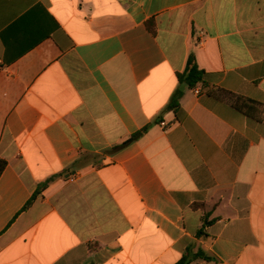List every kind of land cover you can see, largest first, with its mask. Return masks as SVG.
I'll return each mask as SVG.
<instances>
[{"label":"crops","instance_id":"0c3cea01","mask_svg":"<svg viewBox=\"0 0 264 264\" xmlns=\"http://www.w3.org/2000/svg\"><path fill=\"white\" fill-rule=\"evenodd\" d=\"M191 56L264 104V0H0V264H264V122Z\"/></svg>","mask_w":264,"mask_h":264},{"label":"trees","instance_id":"16d2710c","mask_svg":"<svg viewBox=\"0 0 264 264\" xmlns=\"http://www.w3.org/2000/svg\"><path fill=\"white\" fill-rule=\"evenodd\" d=\"M178 80L180 84L187 85L189 88H196L201 86L203 90H206L209 95L212 97L219 99V100H227L231 103V105L245 115L246 117L257 121V122H264V104L256 102L254 100L245 98L243 96L233 95L231 93L226 92L225 90H218L211 88L207 82L205 81V73L199 69L198 65L196 64L194 56L189 58L186 71L182 74H178ZM181 91H177L173 96L171 103L168 105L166 110L168 111H175L179 108V100L181 98ZM147 128L141 132L134 134L130 137L126 142H124L121 146L116 147L114 150L121 149L126 147L127 145L137 141L140 139L145 132H147ZM7 166V162L0 158V177L3 174L5 168ZM44 187L39 188L24 207V211L31 207V205L36 200L38 194ZM205 234L203 231H200L198 234V238L204 236ZM198 260H211L210 257L203 250H199L195 252L192 247H189L185 250L183 256L176 264H192Z\"/></svg>","mask_w":264,"mask_h":264},{"label":"built area","instance_id":"2783aa9c","mask_svg":"<svg viewBox=\"0 0 264 264\" xmlns=\"http://www.w3.org/2000/svg\"><path fill=\"white\" fill-rule=\"evenodd\" d=\"M202 35H203V33H202ZM204 44V36H203V38L199 41V45H203ZM195 94L196 95H201V93H202V91L199 89V88H196L195 89ZM75 179L73 178L72 179V181H74Z\"/></svg>","mask_w":264,"mask_h":264}]
</instances>
